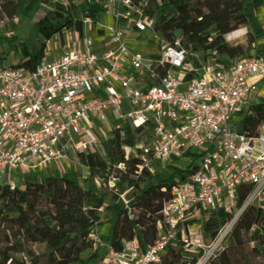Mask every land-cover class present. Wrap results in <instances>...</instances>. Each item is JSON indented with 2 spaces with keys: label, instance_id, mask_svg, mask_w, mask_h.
I'll return each mask as SVG.
<instances>
[{
  "label": "built area",
  "instance_id": "obj_1",
  "mask_svg": "<svg viewBox=\"0 0 264 264\" xmlns=\"http://www.w3.org/2000/svg\"><path fill=\"white\" fill-rule=\"evenodd\" d=\"M96 2L101 20H85L82 36L74 33L60 54L51 57L47 49L35 72L0 66V188L20 190L16 175L61 174L78 165L79 155L104 158V144L130 132L132 159L152 177L190 164L172 188L156 239L127 240L115 252L95 229L94 264H162L172 248L208 264L247 209L264 217V126L257 137L240 130L241 118L258 104L249 83L264 79V57L228 56L226 65L195 60L196 67L179 37L167 43L142 5ZM257 143L262 151L254 159ZM133 200L132 190L118 197L124 208ZM220 211L233 219L207 245L203 227Z\"/></svg>",
  "mask_w": 264,
  "mask_h": 264
},
{
  "label": "trees",
  "instance_id": "obj_2",
  "mask_svg": "<svg viewBox=\"0 0 264 264\" xmlns=\"http://www.w3.org/2000/svg\"><path fill=\"white\" fill-rule=\"evenodd\" d=\"M43 3L52 4L54 13L39 19L28 39H6L9 52L1 53L0 62L5 64L10 55L17 60L16 66L6 68L35 72L50 42L55 38L64 41L67 32L81 37L84 21L90 19L96 24L104 13L96 0L80 4L71 0H0V21L31 22ZM132 3L142 5L145 16L154 21L167 43L173 44L179 35L181 47L190 55H200L204 62L214 59L226 65L228 56L238 60L262 54L263 48L257 44L264 34L256 16L264 6L263 0H132ZM242 30L247 31L244 36L232 44L227 42V37ZM223 51L228 55L215 57ZM194 63L198 67V61ZM263 126L264 100L241 118L240 130L257 137ZM122 137L123 145L131 149V133ZM104 150V158L77 157L89 171L90 184L97 180L99 189L84 187L74 173L58 172L43 178L29 175L24 178V188L14 192L0 188V264H94L98 253L85 259L82 255L93 249V230L102 227L98 213L110 208L115 210L108 221L111 230L107 237L101 236V241L115 252H120L127 240L138 238L147 244L156 239L172 188L185 180L186 172L167 167L166 173L152 177L139 160L128 159L118 150L115 138L104 144ZM129 190L134 200L124 208L118 197ZM108 197L112 205L105 207ZM232 219L231 214L223 211L212 214L203 227L206 243L210 244ZM242 220V229L235 226L231 230L225 248L208 264H232L243 248L249 249L251 244H254L252 253L264 252L263 215L249 208ZM254 226L257 230L251 233ZM17 256L22 259L16 260ZM162 264H196V260L188 258L180 248H172Z\"/></svg>",
  "mask_w": 264,
  "mask_h": 264
},
{
  "label": "rangeland",
  "instance_id": "obj_3",
  "mask_svg": "<svg viewBox=\"0 0 264 264\" xmlns=\"http://www.w3.org/2000/svg\"><path fill=\"white\" fill-rule=\"evenodd\" d=\"M85 1L86 0H71V2H73L75 4H78V3L80 4V3H83ZM96 1H99V0H96ZM53 13H54V6L52 4L43 3L41 5L40 10L38 11L37 15L34 17V19L31 22H27L26 20L16 19V20H14L13 23L8 24L7 21H5L4 23H2L0 21V55L2 52H4V53L9 52V47H8L6 39H12L14 37L18 38L19 40L28 39L30 34L32 33V29H33L34 24L39 19H41L45 14L52 15ZM110 23H111L110 19L107 18L105 21V24L108 25ZM101 24H102V22H101ZM84 26H86V25H83V27ZM156 28H157V25H156ZM246 32L247 31L242 30L240 32H237V33L232 34L231 36L227 37L226 40L229 44H232V43L236 42L239 38L244 36L246 34ZM177 37H180V36L177 35ZM64 38H65L64 41L60 38H55L52 42H50L47 52L50 54L51 57L60 54V45L63 44L64 42H66V43L73 42L75 39V36H74L73 32H67V33H65ZM139 49L135 48V50H137V51ZM222 55L226 56V55H228V52L223 51L222 53H220V55L219 54L215 55V57L218 58ZM193 56L194 57L191 59L200 60L201 62L203 61L200 55H193ZM6 58H7L6 63L4 64L3 62H0V66L2 65L1 63H3L4 67H8V66H11L12 63H14L16 61V57H14V55H10ZM104 130L108 131V128L106 125L104 126ZM115 139L117 141L118 150L123 151L125 153L126 157L128 159L129 158L131 159L134 152L132 149H129L123 145V139L124 138L121 135H116ZM261 151H262V144L257 143L255 145V151H254L252 157L254 159L260 157ZM189 164H190V162H188V161H182L181 163H179V165H178L179 167H177V169L183 171L188 167ZM67 172H68V174L69 173L76 174L80 178V180L82 179L83 175H86L87 179L84 180L85 181V187L87 188L91 185L92 188L99 189L97 180H93L92 183L90 184L89 171L87 168L83 167L79 162H78V165L71 164L69 166V169L67 170ZM47 176H51L50 170L43 173V175L41 177L43 178V177H47ZM111 186H113V184ZM111 205H112V203L110 202V197H108L106 199L105 207H109ZM114 211L115 210L113 208L112 209L110 208L109 210L107 209V211H105V209H104L98 213V216H99V218H101V222H102V227L99 228V232H102V235H104V236L106 235L107 228L109 226L108 221L110 219H112V217L114 216ZM242 222H243V220H240L239 222L236 223L235 226L242 229V225H243ZM212 241H213V239L210 241V244ZM210 244H207V245H210ZM225 246L226 245L223 244L222 249L225 248ZM253 248H254V244H251L249 246V249L243 248L242 254L240 256L234 258V260L232 261V264H264V252L261 255L252 253ZM38 250L42 251L43 249L38 248ZM91 255H93V254H90L89 252H87V253L82 255V258L85 259V258L90 257ZM216 256H217V254H216ZM203 257H204V255L201 256V258H203ZM215 258L216 257H213L211 260H213ZM21 259L22 258L20 256L16 257V260H21Z\"/></svg>",
  "mask_w": 264,
  "mask_h": 264
},
{
  "label": "crops",
  "instance_id": "obj_4",
  "mask_svg": "<svg viewBox=\"0 0 264 264\" xmlns=\"http://www.w3.org/2000/svg\"><path fill=\"white\" fill-rule=\"evenodd\" d=\"M263 2H264V0H263ZM256 17H257V22H258V24H259V26H260L261 30L263 31V34H264V6L257 11V16ZM257 45L261 46L263 48L261 56L264 57V38L261 41H259ZM249 84L253 88L255 100L258 103L260 101L264 100V79L260 80L258 78H255V79H252ZM45 172L43 171V172H41L39 174H32V175L42 176L43 173H45ZM55 172H57V171H55ZM55 172H52L51 175L53 173H55ZM65 174H68V172L65 171V172L61 173L60 175H65ZM27 176H29V175H27ZM27 176L19 177V176L16 175L13 178V182L17 186H19L20 189H23L24 188V178L27 177ZM100 234L102 235V232H100Z\"/></svg>",
  "mask_w": 264,
  "mask_h": 264
}]
</instances>
